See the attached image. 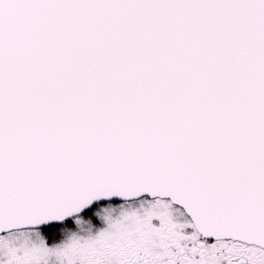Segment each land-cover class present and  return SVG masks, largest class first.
Masks as SVG:
<instances>
[{"label":"snow or ice","instance_id":"6c2138e0","mask_svg":"<svg viewBox=\"0 0 264 264\" xmlns=\"http://www.w3.org/2000/svg\"><path fill=\"white\" fill-rule=\"evenodd\" d=\"M0 264H264V0H0Z\"/></svg>","mask_w":264,"mask_h":264}]
</instances>
